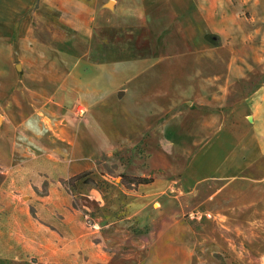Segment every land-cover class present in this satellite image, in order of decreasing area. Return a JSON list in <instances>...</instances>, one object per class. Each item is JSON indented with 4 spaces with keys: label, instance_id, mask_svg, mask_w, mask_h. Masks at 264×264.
Returning a JSON list of instances; mask_svg holds the SVG:
<instances>
[{
    "label": "rangeland",
    "instance_id": "rangeland-1",
    "mask_svg": "<svg viewBox=\"0 0 264 264\" xmlns=\"http://www.w3.org/2000/svg\"><path fill=\"white\" fill-rule=\"evenodd\" d=\"M200 3L194 45L167 3L146 23L102 17L92 34L129 57L145 46L155 67L99 98L91 28L0 0V264H264V157L232 179L186 176L264 83V0Z\"/></svg>",
    "mask_w": 264,
    "mask_h": 264
},
{
    "label": "crops",
    "instance_id": "crops-1",
    "mask_svg": "<svg viewBox=\"0 0 264 264\" xmlns=\"http://www.w3.org/2000/svg\"><path fill=\"white\" fill-rule=\"evenodd\" d=\"M40 1L56 8L64 23L81 31L91 28V49L93 48L95 54L100 56L95 66L96 76L91 80V87L95 96L99 98L110 93L111 88L118 86L147 87L135 83L141 82L143 74L155 67L145 66L146 62L141 56L147 54L145 46L139 44L140 56L129 57L131 55L128 53L127 45L116 46L108 40L103 42L95 36L97 33L92 34L102 17H113L115 14L114 21L118 24L125 20L128 14L130 21L140 17L143 18V23H146L147 17L155 13L158 6L167 3L173 16L181 18L180 23L184 28L187 43L194 45L195 39H203L200 32L193 34L194 7L201 6L200 0H105L104 8L94 7L93 3L84 0ZM117 30L126 36V29ZM132 37L137 40L144 38L141 34ZM115 47L120 51L116 52ZM131 62L137 66H128ZM179 67H173V74ZM186 84L192 83L186 80ZM118 93L123 95L122 90H118ZM262 157H264V83L248 91L235 104L228 118L195 152L187 166L186 176L191 181L232 179L251 169Z\"/></svg>",
    "mask_w": 264,
    "mask_h": 264
},
{
    "label": "built area",
    "instance_id": "built-area-1",
    "mask_svg": "<svg viewBox=\"0 0 264 264\" xmlns=\"http://www.w3.org/2000/svg\"><path fill=\"white\" fill-rule=\"evenodd\" d=\"M78 111H79L80 113H82V112L84 111V109H83V108H78Z\"/></svg>",
    "mask_w": 264,
    "mask_h": 264
}]
</instances>
